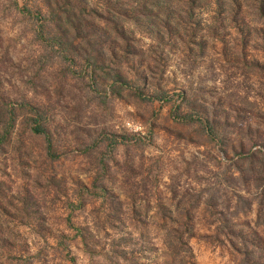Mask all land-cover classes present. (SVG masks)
I'll return each mask as SVG.
<instances>
[{
	"label": "rangeland",
	"instance_id": "374dc122",
	"mask_svg": "<svg viewBox=\"0 0 264 264\" xmlns=\"http://www.w3.org/2000/svg\"><path fill=\"white\" fill-rule=\"evenodd\" d=\"M39 1L0 0V97L28 103L0 150V264H167L160 207L173 221L192 211L194 264H264V249L243 258L208 223L235 192L236 159L264 152V18L252 0H231L236 12L223 0ZM38 24L44 37L62 30L65 56L35 35ZM84 34H101L102 69L85 62ZM114 72L118 94L104 78ZM30 106L48 151L21 124ZM233 221L235 241L264 245L254 203Z\"/></svg>",
	"mask_w": 264,
	"mask_h": 264
},
{
	"label": "trees",
	"instance_id": "16d2710c",
	"mask_svg": "<svg viewBox=\"0 0 264 264\" xmlns=\"http://www.w3.org/2000/svg\"><path fill=\"white\" fill-rule=\"evenodd\" d=\"M163 1L165 2L166 0ZM41 2L43 5H49V0H41ZM41 2L39 1V3ZM223 2L228 6H233L232 8L228 7V11L230 12H236L237 10L239 11V9L241 8V6H236L234 4V1L223 0ZM252 4L253 11L256 13V15L264 18V0H252ZM22 9L26 10L27 7L25 8V6H22ZM36 10L38 12H36ZM36 10L33 13L35 17H37L36 15L41 12L40 8H37ZM62 10L63 9L56 6L54 9H50L47 11V17H49L50 20H55L58 14L62 13ZM108 10L110 11V9ZM132 12L137 13L139 11L133 9ZM71 16L72 13H68L66 15L67 18ZM137 16H143L142 19L146 18L147 23H150V14L141 13ZM110 18L111 16H109V14H106L104 20L107 21L110 20ZM81 20V18L76 19L74 23L76 25H80ZM38 27L39 29L36 30L35 35L38 38L44 37L42 24H38ZM152 32L154 33V36L157 41L162 40V36L165 35L163 31H161L155 26ZM86 35L84 34V38L92 39L93 43H90L89 47L91 46L90 49L93 50L92 55H89L88 57L85 56L84 60L85 62H91L90 67L93 69V71L95 68L102 69L101 66H97L96 64V62H103V59L100 60L99 58L101 48L103 47L102 43L100 45L101 34H95L98 38H96L95 35ZM44 40L49 43L50 49L52 50V53L54 55L62 56L63 54V56H65L66 52L69 50L68 45H70V43H68L63 38L62 30H58V28L56 32H51V34H49V32H46ZM126 49L127 46H125V49H123L122 52L126 51ZM93 77L95 76L93 75ZM104 78L110 81V90L114 94H118L119 89L117 87L118 85H120L119 74L117 72H114L110 76H104ZM24 100L27 99L22 98L20 102H16V105H14L12 103L5 102L0 97V150L2 146L7 145V143L11 139L12 135L14 134V131L16 130V126L19 123V119L24 116H27L25 113L26 111L23 109L26 105H28V103ZM21 111H24V113H22ZM29 111H32L30 116L22 119L21 124H25L28 129V133L31 136L42 137L45 142L46 149L48 151L51 145L50 140L48 138V134L45 131V127L43 125V118L40 112L38 111L37 106H35V108H32L30 106ZM18 115H20V118H18ZM256 154H258L261 159L264 158L263 151L260 152V150H252L247 152L246 154L240 155L236 159L235 162H239V166L236 168V174H234L235 176L233 177V179H235L236 181V183H233V188L235 189V192H231V196L227 198L225 197L223 198V200L220 201L222 207L218 209L219 211H217V213L220 214L219 222H213L214 220H211L213 218H211L208 222L210 224H213L214 230L223 232L226 235V241L228 242L231 249L237 254L242 255L243 258H251L255 251H262L264 249V245L260 240L258 242H251L241 236L239 241H235L236 234H234V228L238 225V223L234 222L233 220L238 217L239 213H244L245 211H247L253 203L255 204L254 223L258 224V222H261L260 224L264 226V160L261 161L259 164L254 165L251 161V158H253V156ZM252 189L256 191V198H253L252 195L250 196ZM207 199V205H211L213 204L212 202L216 201L213 192L208 194ZM159 209L160 210L156 212V216L159 218V222L156 224V230L160 235V241L163 248L166 249V253L170 257V260H168L167 264H173L175 258L179 259L178 264H194V261L191 259V252L187 242V239L192 230V227L190 225L192 219V211L189 208H178V210L176 209V219H174L173 221L171 218L172 212L168 211L166 208L163 207H160ZM208 215H215V211L213 209L209 210ZM166 220H171L172 222H166ZM239 232L241 231L237 230L236 233L241 234ZM238 243L239 246H236ZM187 255L189 258H187Z\"/></svg>",
	"mask_w": 264,
	"mask_h": 264
}]
</instances>
